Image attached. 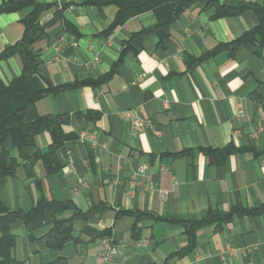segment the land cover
Here are the masks:
<instances>
[{
  "label": "crops",
  "instance_id": "obj_1",
  "mask_svg": "<svg viewBox=\"0 0 264 264\" xmlns=\"http://www.w3.org/2000/svg\"><path fill=\"white\" fill-rule=\"evenodd\" d=\"M21 1L0 0V6ZM34 1L50 5L39 17L47 37L34 46L50 82L79 84L51 92L37 102V113L70 116L65 132L77 140L57 152L58 173L48 175L39 162L0 181V203L29 212L43 199L61 202L68 207L63 218L81 214L73 222L80 242L41 249L35 240L54 228L53 214L29 224L18 220L15 258L26 264L59 257L70 264H264V213L255 214L264 205V44L259 35L239 42L259 25L263 0H201L171 24L165 47L154 12L109 33L114 5ZM221 7L243 11L220 15ZM34 8L0 14V54L22 39V19ZM21 74L18 55L0 61L4 85ZM89 81L95 85H80ZM84 131L95 134V144L79 140ZM36 140L47 153L50 135ZM127 212L152 217L137 221ZM106 244L119 254L106 258Z\"/></svg>",
  "mask_w": 264,
  "mask_h": 264
},
{
  "label": "trees",
  "instance_id": "obj_2",
  "mask_svg": "<svg viewBox=\"0 0 264 264\" xmlns=\"http://www.w3.org/2000/svg\"><path fill=\"white\" fill-rule=\"evenodd\" d=\"M201 0H84L86 6H96L104 8L114 5L118 8L116 20L109 30L123 24L131 17L146 12H154L159 20V25L155 29L160 37L161 47H165L169 37L171 24L187 9ZM208 4L215 0H208ZM35 7L33 12L22 19L24 34L22 39L13 46L8 47L0 54V61L18 55L22 62V74L16 78L9 86L0 80V181L12 177L16 174L20 165H25L28 171L39 162L45 166L48 175L59 172L61 164L57 155L58 151H65V144L70 140H77L71 133L65 132V127L71 125L72 119L68 115L40 116L37 113L36 104L51 92L58 94L65 89L79 86L63 85L53 86L49 80L46 66L34 51L36 43L47 37L45 27L40 24V14L50 5L37 3L34 0H22L21 2L3 3L0 6V14L8 12H19L27 7ZM220 15H239L241 10H230L221 7ZM257 15L259 25L256 29L247 34L239 42H249L248 36L259 35L264 44V0L258 3ZM127 51V49H124ZM124 53V52H123ZM121 60L114 66L116 70ZM113 70V71H114ZM42 83L46 87L42 86ZM80 85H95L89 81ZM89 115V113L87 114ZM79 119H82L79 115ZM90 122L88 116L83 118ZM48 133L51 137V144L47 153H43L37 144V137ZM17 152L18 157H14L12 152ZM212 153L209 152V156ZM68 209L67 205L58 201L41 200L36 207L29 212L23 210H11L0 203V264H26L19 261L14 256L17 245V235L12 230V225L18 220H23L29 224L37 219L44 217L47 213L54 216V228L45 236L35 241L42 249L61 250L70 241H76L73 235V222L81 214L70 218H63L64 212ZM264 213V205L255 214ZM128 216H135L138 221L140 218L152 217L142 212H127ZM197 223L190 225L188 234H193ZM138 233L136 226L133 233ZM46 264H70L66 258L59 257Z\"/></svg>",
  "mask_w": 264,
  "mask_h": 264
},
{
  "label": "built area",
  "instance_id": "obj_3",
  "mask_svg": "<svg viewBox=\"0 0 264 264\" xmlns=\"http://www.w3.org/2000/svg\"><path fill=\"white\" fill-rule=\"evenodd\" d=\"M138 130L140 131V128H138ZM79 140L81 142H84L86 140H90L93 144H95L96 141H97L96 137H95V134L91 133V132H88V131L82 132L80 134V136H79ZM105 246H106V249H105L106 251L104 252V255H105L106 258L114 257V256L118 255L119 252H120V249L112 248V247H110L109 244H106Z\"/></svg>",
  "mask_w": 264,
  "mask_h": 264
},
{
  "label": "rangeland",
  "instance_id": "obj_4",
  "mask_svg": "<svg viewBox=\"0 0 264 264\" xmlns=\"http://www.w3.org/2000/svg\"><path fill=\"white\" fill-rule=\"evenodd\" d=\"M14 233H15L17 236H19V233H17L16 231H14Z\"/></svg>",
  "mask_w": 264,
  "mask_h": 264
}]
</instances>
